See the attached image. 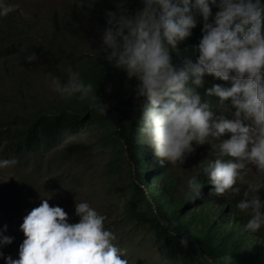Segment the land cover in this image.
I'll return each mask as SVG.
<instances>
[{
    "label": "clouds",
    "instance_id": "9594fccd",
    "mask_svg": "<svg viewBox=\"0 0 264 264\" xmlns=\"http://www.w3.org/2000/svg\"><path fill=\"white\" fill-rule=\"evenodd\" d=\"M96 2L74 0L69 7L67 0L65 4L45 0L43 4L28 5H22L20 0H0V27L6 28L14 19L23 24L20 36L0 47L5 51L24 49L42 41L41 34L57 33L68 39V44L62 42L65 48L77 50L84 8L91 9ZM111 3L112 7L103 12L100 51L108 63L126 72L122 94L132 97L131 125L135 136H141V146L153 151L159 166L183 163L198 146L192 160L205 146H212L214 158L208 159L202 170L206 175L201 173L200 180L197 171L184 181L190 198L207 194L220 208L223 194L242 193L236 208L250 212L243 230L257 232L264 225V180L251 177L253 169L249 164L257 172H264V0H138L134 9L128 6V0ZM40 18L47 22L30 36ZM198 23L200 31L192 33ZM89 38L90 35L88 41ZM187 38L197 43L195 59L185 56L181 63H174L173 53H179L178 46ZM29 59L34 62L15 61L10 68L12 76H8L18 82V75L13 73L17 68L26 80L29 74L22 73L23 66L37 63L41 67V60ZM81 65L88 72L92 69L84 53L78 72L69 70L63 80L47 74L55 91L51 98L56 93L61 98L74 96L72 108L84 120L71 129H80L77 135L92 134L84 126L95 114L75 108L77 99H91L92 107L101 115L108 107L96 96L93 84L81 78ZM208 76L230 82V86L212 83L206 87ZM7 88H3V94ZM201 88L205 96L217 97L221 105L230 102L234 108L231 116L215 114L209 100L201 99ZM14 95L7 96L17 101ZM134 96L141 101L136 110ZM16 160L21 162L15 157L7 158L0 146V169L15 165ZM248 189L252 190L250 195ZM12 204L7 196H0V208L7 212L0 218L6 223L0 227V259L4 264H128L125 250L113 243L115 233L105 227V215L86 200L75 201L74 215L78 220L70 222L62 206L42 199L16 224L24 236L17 256L5 254L3 248L15 239L6 234ZM188 243V236L179 237L181 247L186 248ZM221 264H232V257L224 256Z\"/></svg>",
    "mask_w": 264,
    "mask_h": 264
},
{
    "label": "trees",
    "instance_id": "16d2710c",
    "mask_svg": "<svg viewBox=\"0 0 264 264\" xmlns=\"http://www.w3.org/2000/svg\"><path fill=\"white\" fill-rule=\"evenodd\" d=\"M73 2L74 0H67V5L70 7ZM128 6L134 9L138 6V0H128ZM108 7H112L111 0H97L91 9L84 8L83 30L78 35L81 45L77 43V50L64 47L62 42L68 44V39L63 34L45 33L41 34L42 41L24 49L13 47L11 51H5L0 47L1 67L9 75L15 61L19 64L30 63L28 60L31 57L41 60L38 63L46 75L58 76L63 80L69 70L78 72L77 65L84 53L92 69L88 72L81 65L79 74L85 83L93 84L96 96L101 103L108 104V107L105 115H101L92 107L93 101L87 98L77 99L73 106L95 113L90 119L91 123L84 127L90 129L89 133L98 135L97 144L100 150L104 148L109 155L106 161L109 170L115 171L124 167L128 174L129 192L136 199L128 195L122 205L123 216L136 222L139 228H146L154 243L167 250L174 259L183 254L191 257L195 264H221L224 256H230L232 264H264V225L255 233L243 230V224L250 217V212H242L236 208V202L243 199L242 193L223 194L219 208L215 199L207 194L192 199L187 192L184 181L197 171L200 172L201 180L207 160L214 158L212 146H205L202 155L192 158L194 169L185 166L188 168L185 172V167L181 168L180 162H166L159 166L153 151L148 152L141 146V136H135L131 125V118L134 117H131L132 97L126 98L122 94L126 72L108 63L100 51L99 36L104 26L103 12ZM63 11L66 12V9ZM22 27V22L16 19L6 28L0 27V45L4 42L11 44L20 36ZM200 27L201 24L198 23L192 33L199 32ZM67 28L68 24L65 23L64 29ZM48 40L51 41L46 43ZM196 44L191 43L188 38L182 42L178 46L179 53H173L174 63H181L185 56L195 59ZM13 73L18 75V83L23 81L24 76L19 69L13 68ZM206 79V87H210L212 83L230 86V82L215 80L211 76ZM198 91L202 100H209L215 114L231 116L234 108L230 102L226 101L221 105L217 97L205 96L203 88ZM2 98L3 92L0 95V146L7 153V158L15 157L21 162L29 163L32 159H42L46 153L62 146L69 156H79L88 149V145L72 140L80 129H71L84 123L82 116L72 108L74 96L61 98L56 93L47 103H33L34 108L24 104L14 109L11 106L7 109ZM11 101L10 104L14 99ZM140 103L134 96L135 110L139 109ZM40 167L36 166L34 169L40 172ZM68 181L75 182V178L70 177ZM35 184L36 182L33 185L24 183L22 188L34 194L37 188H34ZM251 192L248 189V195ZM8 199L17 209L19 205L27 206L32 201L24 197L23 200L12 197ZM19 213L21 215L22 211ZM6 216L7 212L1 208L0 218ZM185 235L189 238L186 248L179 244V237Z\"/></svg>",
    "mask_w": 264,
    "mask_h": 264
},
{
    "label": "rangeland",
    "instance_id": "374dc122",
    "mask_svg": "<svg viewBox=\"0 0 264 264\" xmlns=\"http://www.w3.org/2000/svg\"><path fill=\"white\" fill-rule=\"evenodd\" d=\"M56 1L61 4L66 3V0ZM20 2L22 5L32 2L43 4L45 0H20ZM43 12L42 8L40 13ZM46 22V18H40L39 23L32 27L30 36L35 35ZM1 64L0 60V95L3 87L9 86L5 89V95L3 94L1 99L7 105V109L10 106L11 109L19 108V104L34 108L33 103L46 102L51 98L52 93H55L49 84L51 77L46 75L37 63L22 67V73L27 72L29 75L26 80L22 81L21 87L15 78L5 73ZM13 94L19 104L17 101L10 104L12 101L8 96ZM97 139L94 133L72 137L73 141L88 145V149L79 156H69L70 154L65 153L63 146L51 151L41 164L40 172L34 169L39 164L38 159L27 164L16 160L15 165L0 169V196L19 200H23L24 197L32 200L31 204L19 205L18 209L12 204L6 234L13 235L15 239L3 248L5 254H11L14 258L17 256L18 245L24 236L16 224H20L24 215L37 206L42 199H48L50 205L62 206L69 213L70 222L78 220V217L74 215L75 201L86 200L90 206L105 215V227L115 233L116 239L113 243L125 250L124 256L127 257L128 264H195L196 262L187 255L179 254L177 259L169 256L167 250L154 243V239L150 237L146 228H139L136 222H131L123 216L122 205L125 199L128 195L134 199L136 197L131 194V191L129 192V178L124 167L115 171L109 170L106 163L109 155L104 148L100 150ZM196 148L181 163V168L187 166L191 170L194 169L191 157L196 152ZM204 152L205 149L198 155ZM249 165L253 169L250 172L251 177L264 180V172H257L253 165ZM188 168L185 167L183 172ZM66 176L75 178V182L68 181L70 177L66 178ZM35 182L34 188H37L34 194L22 188L24 183L33 185ZM20 210L22 213L18 216ZM4 224L6 223L0 220V227ZM0 264H4L3 259H0Z\"/></svg>",
    "mask_w": 264,
    "mask_h": 264
}]
</instances>
